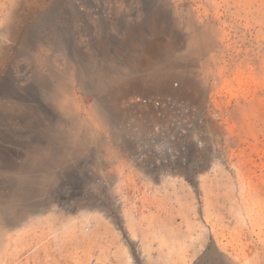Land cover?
<instances>
[{
  "label": "rangeland",
  "instance_id": "1",
  "mask_svg": "<svg viewBox=\"0 0 264 264\" xmlns=\"http://www.w3.org/2000/svg\"><path fill=\"white\" fill-rule=\"evenodd\" d=\"M59 1L60 3H62L61 8L67 9L66 7L67 5H65L64 2L65 0H59ZM198 1L200 5L198 4ZM254 1L255 0L253 1L252 0H235V1L234 0H194V1L171 0V3L168 5L167 0H151V1L134 0L133 2H136V5L131 3L132 6L131 5L126 6L124 3V5L120 8L121 10L118 9L119 11L124 12L125 9L127 8L134 9L135 6H137L138 7L137 10H140L138 12L140 13L141 17L139 15V17L133 19L130 16L128 18H125L120 15L119 16L117 15L116 17L110 15L111 10H110V6L107 5L108 3L107 0L106 1L98 0L97 2L96 0H92L94 6V8L92 7V9L88 8L85 4L77 0L76 8L73 9V13H71L67 9L66 12L67 14L66 16L62 15L61 22L62 23L64 22V24H66L67 22L71 23L72 25L69 24L70 28L74 26L77 29L76 31L77 36H78V32L80 33L79 35L84 34L82 38L86 39V43L91 48L92 51L91 50L89 51H91V53H94V55L90 56L89 58H87L86 56L88 52L86 48L85 50L83 49L84 47L79 49L76 47L73 50L66 52L67 54L61 53L60 51H56L57 53L55 54V51L52 52L51 49H48L47 46L43 45L44 43L42 42L45 39L44 38L45 36H43L41 32L37 34L35 33L37 31L33 28L27 30L26 42L28 41L27 42L28 44L34 46L35 42H38L39 40H40L39 42L42 44L34 48L33 51L38 50L39 54H43V55L45 54L49 56L50 58H52L51 60L54 61L56 65L62 69H65L68 65L72 66L75 64L76 67L78 68V69L76 68L78 75H83L84 71L92 70L93 68L91 63L92 58L93 61H96L98 64L106 65L107 64L106 57H113L116 61H119L121 63L119 64L124 68L122 71L124 72L125 70V73H129L128 74L129 77L137 76L138 74L139 77H142L146 74V71L136 70L134 71L135 72L134 73L131 72L130 69L127 67V65L129 64V59L131 58V61L134 62L135 61L134 56L135 58L140 57L142 51L139 52V49H137V51L134 50L135 52H133L124 44L120 46H115L114 44H112V42L126 43L128 38L127 32L130 29H133L132 32L133 35H135L134 37L136 39L153 42L154 46L152 47V49L157 51L159 50V52H163L160 53L163 59V63L160 66V72H159L160 74L165 73V71L166 72L172 71L176 69V67L178 66L177 67L178 69L179 68H182L183 70L185 69V71L188 72V74H190L191 77L188 76L186 78L188 81H186V79H181V77L176 76L173 79H171L173 82L169 80L167 81V84L163 85L162 87H155V85L151 83L143 84V86L138 91L140 96V101L142 103L143 100L149 101V100H153V98L161 99L162 101L158 102L159 104H153V103L141 104L142 109L140 110L142 112L140 110L136 111L138 109L136 110L131 109V113L129 114L127 113V116L124 118V120H122L121 123H119L117 116L118 114L117 115L114 114L113 116V114L110 113L108 120L111 121L109 124L111 127L114 126V128L117 130L120 137L119 143L121 141L123 142L120 143L122 146H124L123 148L126 147L129 148L131 152H134L135 155L139 153L138 150H141L143 152L145 151V155L141 159L140 164H137L136 166H129L127 164V162L129 161L128 159L120 158L119 161L114 160L113 156L110 154L111 157L109 159V162H107L108 163L107 170H105V173H103V169L99 167L100 162L98 161L97 159L98 157L96 156V151L99 149L98 143L92 142L88 144L86 149L82 151L74 150L75 149L74 145L77 143H75L72 140L75 138L77 132H84L87 129V127L85 125H78L75 127L71 126L69 121L72 119L70 117L71 114H67L63 109H61L59 105H58V109L56 108L57 103L55 102L53 96L51 95L52 86L51 83L48 81V79L44 78L45 80L38 81L37 78L33 77L32 69H31L32 68L31 61L28 58H24V56L22 57L21 55L18 54L16 55L17 57L13 58L11 61H8L7 63L8 67L10 69L12 68L11 71H13L12 74L18 77V80L21 83H23V79L25 80V82H27L28 80L29 86L27 87L28 88L27 94L21 97V100L19 101L20 103L18 102V104H15L16 108L15 105L11 106L10 103H3V105L5 106H2V108H0L1 111L0 123L2 125L1 127L2 130L0 132V142L1 145H5V146L10 145L9 147H11V149L13 148L11 152L10 151L6 152L3 151L2 148L0 147V159H1L0 163L1 165H8V166L14 165L20 167L23 172V173L21 172L22 174L20 175L12 172H11L12 174L7 173L6 175H0V179H1L0 180V227L3 226V224L6 225L7 223H9V225L5 227L6 229H8L7 231L11 232L10 234L13 235L12 237H9L11 235L7 233L4 236H0V262H2L3 264H73L74 257L80 258L83 256V252H82L84 248L83 245L76 247L73 242L70 241L63 242L59 238L57 239V237H54L52 234H48L47 228L41 227L39 225L33 227L32 230L28 231L26 240H24V238H23L24 241L23 240L17 241L16 239H14L15 237L14 235H16V232H18V229L20 228L21 221H24L27 218H29V216H33L34 214H36L38 209L41 210L44 207L48 208V207H52L51 205H53V207L64 208L63 210L62 208L60 209L61 211L60 215H62L61 217L64 216L66 217L68 215L77 216L80 211L82 210L90 211V209H91L90 212L98 211L99 213H101V216L104 219L103 221H105V223H107L110 226V228H113L115 231L119 233V235L117 234V239H115V241L116 243L119 244L121 243L125 248L127 247L130 255V262L132 264H181V261L175 257L176 253L173 257L165 253L164 247L167 244L166 242L167 239H165L164 241V239H162L159 236V234H157L155 237L151 236L149 238L148 242L150 243L151 248L149 253L150 259L147 260V262L146 260H144L145 257H143L142 254H137L135 248L133 247L134 245H129L126 240V236H125L126 227H125L122 207H126V208L131 207L132 208L131 213L133 214V217L136 219H138L140 215L146 211L145 209L146 207L147 208L151 207L152 209H154L152 202H150L152 197V192L156 187L154 183L163 180L165 181L169 174H175V178H174L175 185L179 186L180 183L186 182L190 185V186L188 185V188L192 191V189L195 188L193 185L194 180L197 179V176L200 173H202L201 175L205 177L204 179L205 181H208V179L210 180L212 177L215 176L213 175L215 173L211 169V163H212L211 158L219 160L220 163H224L226 161L223 160V154H224L227 155L226 157H228L227 159L229 160L226 161L228 162L227 164H229V166L233 168L232 169L233 172L231 171L233 175L227 172V176H228L227 180L225 178H222V186L224 187L226 182H232L235 185L240 183L245 184L246 186L245 190L247 192L246 198L248 197L247 202L249 203V207L253 208L250 209L252 214L250 217L252 219H246L247 225L245 223H239V224L235 223V221L232 220L233 217L231 213L226 207L227 203L224 202V200H221L219 203L220 210L218 213L221 214V217H223V219L221 221V224L220 221L217 222L216 219L215 220L213 219L214 220L213 223H215L214 225L215 233H213V235L210 236L209 242H211L213 237L217 235L218 241H220V243L222 244L226 243L227 247L225 248H228L227 251L229 253L232 252L231 253L232 255L237 256L239 262H242V260L245 261L246 258L248 257V260L250 262L252 260L251 264H255V263L264 264V254L260 252L262 251L260 248L261 245L259 244L257 239L258 236L259 237L262 236V238H264L263 237L264 234H262L264 233L263 232L264 231V227H263L264 226V193H263L264 180H262V178L264 179L263 177L264 176L263 175L264 174V163H263L264 162V126H263L264 125V66H263L264 65V48H263L264 28L262 29V32L258 33L257 31L258 25L257 23L255 24L253 21L254 20L253 17H257V15L253 14L252 16L251 14H249L250 3L252 4V2ZM176 2H178L177 7H175L174 5L176 4ZM98 3H101L102 5ZM148 4L150 5L147 6ZM159 4H161V6ZM195 4L196 6H194ZM98 5H100L101 7H99ZM165 5L167 8L165 7L164 9ZM188 5L189 7H187ZM253 8L254 7H252V10ZM94 9H96L95 12ZM189 9L191 10L189 11ZM156 10H158L159 12ZM170 11L173 13H171ZM149 12H154V13H152L153 15L150 16L148 15L150 14ZM205 12L207 13V15ZM234 12L235 14H233ZM181 18H183V20ZM188 18H193L195 26L198 28V30L206 34L207 37H209L210 51H207L205 53V56H199V57L197 56L192 59L182 60L175 57L173 53L167 52L169 54L168 55L165 52V50H163V48L161 47H163L162 42H165L166 40L173 39L176 42L181 43L186 39V36H188L190 33L187 26ZM242 19L245 21H243ZM82 28H83V32H82ZM70 32L71 31L68 28V26L64 25L61 29V36H60L61 40L65 41L70 39L71 37L69 36L71 35ZM38 35H40L41 37ZM78 42L80 41L78 40L77 44ZM95 43H97L98 45ZM74 51L75 54L73 53ZM89 62L91 65V69ZM9 63L11 64L9 65ZM12 64H14V66ZM80 64H83V66H81ZM20 72L21 73L23 72L24 74H21ZM183 80L185 81L183 82ZM38 82H40V84ZM176 83L178 84V86ZM195 83L198 86H196ZM250 83H252V85ZM88 84L89 82H81L78 83V86L77 85L75 86L77 106L79 107V111H77V116L73 115L72 117L75 118L77 117V119H81L84 116L89 115L93 106H95L96 104V98H97L96 95L100 93L99 91L96 90V86L94 84L91 83L89 85ZM108 85H113V83L110 82ZM258 85H260L261 87ZM256 87L258 89H256ZM197 88L198 89L201 88L199 90H202V95H204L201 96L202 99L199 98L197 95L198 92ZM63 89L64 86L63 87L61 86L62 94L64 93ZM100 96L102 97V93ZM1 97L2 95L0 94V98ZM196 98L198 101L196 100ZM166 99H170L169 103H167L168 102L167 101L161 105L163 100ZM60 100L64 101L65 98L61 97ZM171 101L173 104L170 105ZM234 102H236L237 104ZM240 105H242V107ZM225 108L227 110H225ZM122 109H126V106L125 107L123 106ZM245 110L247 112L246 115L244 112ZM225 111L226 112L229 111V114L230 112H232L235 115L228 117L227 123L226 121L223 120V118L225 119V117H227ZM150 112L155 113L156 119L154 121H151L148 118ZM24 115L27 117H25ZM136 117H139V120L141 121L142 129L139 127V123L138 125L136 124L135 122ZM233 121L235 122L237 121V122L234 123ZM170 123L173 126L170 125ZM94 124L100 130L99 124L97 122H95ZM129 125L131 128L128 127ZM127 127L129 129H127ZM253 131L255 132L253 133ZM158 135L161 136L159 137ZM182 135L184 136L182 137ZM152 141H154V143ZM196 142L197 144L195 145ZM244 143H246L245 145H247L248 143L249 144L245 146ZM156 145L157 146L160 145L161 147L163 145H166L170 147L172 151L176 150L178 155L181 153L178 157L179 159L177 158L174 160H170L168 157H166V155H163L159 151ZM38 146L42 147L41 159L38 160L37 164L29 162V160L27 159V154L29 153V151H31V148L33 150L34 147H38ZM230 150L232 151V153H230L231 152ZM124 159H126V161ZM12 160H14L15 162H13ZM181 163H186V165L183 166V164ZM222 165L224 167L225 163ZM117 168L120 169L119 170L121 171L120 174H117L119 173ZM254 168H256L257 170ZM133 170L138 174L134 173ZM253 170L254 172H252ZM101 173L104 175L106 174L109 178L113 177L114 175H118L120 179L119 183H117L118 185H116V187L114 188V185L110 184L109 178L102 177L100 175ZM125 175L126 176L129 175L130 177H133V179L129 177L128 179ZM147 175L151 178L149 182H147L148 181ZM190 175L192 178L190 177ZM256 176H258L259 178L258 177L256 178ZM20 178L23 179V182H21L22 180H20ZM127 179L129 181H127ZM18 182L19 184L24 183L25 185H28V187L30 188L25 206L24 205L23 206L13 205V207L6 205L4 206V203L5 204L8 203L7 199L15 196L18 193L17 190L19 186V184H17ZM257 182L258 184H256ZM260 182H262V184H260ZM147 185L149 186V188ZM3 186H5V188ZM222 186L220 185L219 188H223ZM250 192H252V194ZM145 195L147 196V199L149 201L145 203L147 206L141 207L142 208L141 209L140 206H142V204L144 205L142 201L145 199L144 198L146 197ZM4 196L6 197V199ZM161 200L163 201L161 202L165 205L164 208L162 209L163 211H161V214L162 217L164 218V221L168 222V219L164 217V215L166 214V212L164 211L165 209L170 210L169 208L170 206L165 198H162ZM115 204L118 205V207H115ZM1 206H3V208ZM30 207L32 209L34 208V210H32ZM4 211L7 212L5 213ZM62 212L64 214H62ZM188 215L189 217H191L190 214ZM11 217L13 218L11 219ZM259 217L260 219H262V221L261 220L259 221ZM9 218L11 219V221ZM176 219L177 218L173 220ZM18 220L20 223H17ZM55 222L58 223L59 220ZM57 223L55 224L58 225L59 223L58 224ZM137 225L141 226L140 222L137 223ZM251 226L254 227L253 228L254 232L253 231H252L253 233L251 232L252 235L249 234ZM255 228L258 230V232H256L257 230ZM260 231H262V233ZM259 233H261L262 235ZM3 237H6L7 239ZM244 240L246 241L244 242ZM251 240L254 241L252 242ZM25 241L27 242L24 243ZM227 242H229L230 244L228 245ZM247 242L255 244L258 248L255 245H252L250 243L248 244ZM103 243H105V239ZM252 247L254 249V252ZM96 248L97 247H94L92 251L93 256H97L96 254H98ZM250 248L252 249V251ZM187 250H188L187 264H213L214 262H216L214 254L211 253L210 251L208 253H205V255L199 254L197 257L192 254V250L190 248H187ZM6 251L11 255L7 256L8 254L6 253ZM74 252L77 253L75 254ZM1 256L3 257L4 260L2 259ZM93 256L89 258L86 264H91V260L95 259ZM259 257H261V259ZM109 260L110 263H115L116 261L112 256L109 257Z\"/></svg>",
  "mask_w": 264,
  "mask_h": 264
},
{
  "label": "bare ground",
  "instance_id": "2",
  "mask_svg": "<svg viewBox=\"0 0 264 264\" xmlns=\"http://www.w3.org/2000/svg\"><path fill=\"white\" fill-rule=\"evenodd\" d=\"M76 1L77 0H65V5H67V9L73 13V9L76 8ZM81 3L85 4L88 8L93 6L92 0H78ZM98 0H96L97 2ZM106 1V0H105ZM134 0H107V5L110 6V15H113L116 17L117 15L128 18L129 16L135 19L136 17H139L140 13L137 10L138 7L135 6L134 9H125L124 12L119 11L124 3L126 6H130L131 3L136 5V2H133ZM151 1V0H150ZM168 5L171 3V0H167ZM180 1V0H179ZM183 1V0H182ZM192 1V0H191ZM194 1V0H193ZM235 1V0H234ZM253 1V0H252ZM158 2V1H157ZM202 2V1H201ZM208 2V1H207ZM255 2V3H254ZM250 3L249 8V14L253 16V14L257 15V17L254 18V23L258 25V33L262 32V29L264 28V0H255ZM150 3V2H149ZM174 3V2H173ZM216 3V2H215ZM218 3V2H217ZM97 4V3H96ZM101 4V3H98ZM197 4V3H196ZM196 4L194 6H196ZM199 4V1H198ZM204 4V3H203ZM214 4V3H213ZM62 3H60L59 0H0V94L2 95V99L0 98V108H2L3 103H10L11 106L18 104V102L21 100L22 96H25L27 94V87L29 86V81L25 82L23 79V83L19 82L18 77L14 76L12 74L13 71L12 68L10 69L8 67V61H11L13 58L17 57L16 55H21L24 58H28L31 61L32 64V76L37 78L38 81H42L45 79H48V81L51 83L52 88V96L57 103L56 108L58 109V105L63 109L67 114H71V120L70 125L71 126H78V125H85L87 129L84 132H77L75 135V138L72 140L74 141V150L76 151H82L86 149L88 144L92 142L98 143L99 149L96 151V156L98 157V161L100 162L99 167L103 169V173H105V170H107V166L110 159V154L113 156L114 160H120V158H126L129 161L127 164L129 166H136L137 164H140L141 159L145 155V151L138 150V154H134V152H131L129 148H123L119 143V134L117 130L110 126V121L108 120L110 113L117 115L119 123L124 120V118L127 116V113H131V109H138L136 111H139L142 109L141 104L144 103H150V104H159L158 102H161V99H155L153 100H143V103L140 101V96L138 91L143 86V84L151 83L154 84L155 87H162L163 85L167 84V81L173 79L174 77L178 76L181 77V79H186L188 76L191 77L188 72L183 70L182 68H177L172 71H165V73L160 74V66L163 63V59L159 50H154L152 47L154 46L153 42L146 41V40H139L136 39L133 35V29H130L127 32V41L126 43H119V42H112L115 46H120L124 44L127 46L130 50L133 52L137 51L139 49V52L142 51L141 56L138 58H135L134 56V62L131 61V58L129 59V64L127 67L130 69L131 72H134L136 70L139 71H146V74L142 77H139V74L137 76H128L129 73H125L122 71L124 68L120 65L121 63L119 61H116L113 57H106V65L98 64L96 61H93V58L91 60L92 63V70L91 71H84L83 75H78L77 73V67L76 65H68L65 69L60 68L56 65L54 61H52L49 56L39 54L38 50H34V48L38 47L39 45H42L39 41L35 42L37 40L33 41L35 42L34 46L30 45L26 42V32L30 28L35 29L37 34L40 32L45 36L42 43L43 45L47 46L48 49H51L52 52L60 51L61 53L69 52L70 50H73L74 48H85L87 49V58L90 56H93L94 53H91V48L86 43V39H83V35H76L77 29L72 26L70 28L71 23L67 22L64 24V22H61V17L66 16L67 9H62L61 6ZM80 5V4H79ZM102 5V4H101ZM148 4L147 6H149ZM153 5V4H152ZM161 6V4H159ZM163 5V4H162ZM175 7H177L178 2L174 4ZM173 5V6H174ZM192 5V4H191ZM200 5V4H199ZM202 5V4H201ZM207 5V4H206ZM249 5V3H248ZM252 5V6H251ZM97 6V5H95ZM101 7L100 5H98ZM132 6V5H131ZM180 6V5H179ZM212 6V5H211ZM243 6V5H242ZM245 6V5H244ZM166 5L164 6L165 9ZM174 7V8H175ZM189 7V5L187 6ZM193 7V6H192ZM191 7V8H192ZM204 7V6H203ZM227 7V5H226ZM252 7L253 10H252ZM81 8V7H80ZM148 8V7H147ZM163 8V6H162ZM167 8V7H166ZM234 8V7H233ZM151 9V7H150ZM181 9V7H180ZM197 9V8H196ZM202 9V8H201ZM207 9V8H206ZM219 9V8H218ZM217 9V10H218ZM237 9V8H236ZM241 9V8H240ZM87 10V9H85ZM96 9H94L95 12ZM108 10V8H107ZM121 10V9H120ZM173 10V9H172ZM186 10V9H184ZM191 9H189L190 11ZM215 10V9H214ZM231 10V9H230ZM238 10V9H237ZM80 11V10H79ZM144 11V10H143ZM142 11V13H143ZM147 11V10H145ZM152 11V10H151ZM158 11V10H156ZM182 11V10H181ZM208 11V10H207ZM234 11V10H233ZM87 12V11H86ZM102 12V11H101ZM159 12V11H158ZM171 12V11H170ZM178 12V11H177ZM176 12V13H177ZM180 12V11H179ZM184 12V11H183ZM192 12V11H191ZM224 12V11H223ZM230 12V11H229ZM246 12V9H245ZM150 16H152L154 12H149ZM173 13V12H171ZM188 13V12H187ZM186 13V14H187ZM206 13V12H205ZM238 13V12H237ZM236 13V14H237ZM69 14V13H68ZM97 14V13H96ZM160 14V13H159ZM202 14V12H201ZM226 14V12H225ZM235 14V12L233 13ZM248 14V13H247ZM98 15V14H97ZM105 15V14H104ZM103 15V16H104ZM167 15V14H166ZM169 15V14H168ZM176 15V14H175ZM179 15V14H178ZM182 15V14H180ZM204 15V14H203ZM207 15V13H206ZM239 15V14H238ZM237 15V17H238ZM245 15V14H244ZM78 16V15H77ZM91 16V15H90ZM146 16V15H145ZM219 16V15H218ZM80 17V16H79ZM84 17V16H83ZM141 17V15H140ZM204 17V16H203ZM210 17V16H208ZM231 17V15H230ZM249 17V16H248ZM78 18V17H77ZM108 18V17H106ZM149 18V17H148ZM158 18V17H157ZM177 18V17H176ZM180 18V17H179ZM178 18V19H179ZM187 18V15H186ZM185 18V19H186ZM226 18V17H225ZM242 18V17H241ZM250 18V17H249ZM76 19V17H75ZM100 19V18H99ZM163 19V18H162ZM183 20V18H181ZM240 19V18H239ZM101 20V19H100ZM116 20V19H115ZM203 20V19H202ZM210 20V19H208ZM227 20V19H226ZM243 20V19H242ZM89 21V20H88ZM94 21V20H93ZM126 21V20H124ZM160 21V20H159ZM177 21V20H176ZM185 21V20H184ZM218 21V20H217ZM228 21V20H227ZM236 21V20H235ZM245 21V20H243ZM74 22V21H73ZM147 22V21H146ZM196 22V21H195ZM209 22V21H208ZM229 22V21H228ZM240 22V20H239ZM249 22V21H248ZM127 23V22H126ZM160 23V22H159ZM176 23V22H175ZM92 24V23H91ZM200 24V22H199ZM204 24V23H203ZM231 24V23H230ZM64 25H67L70 29L69 36L70 39L68 40H61V29ZM72 25V24H71ZM132 25V24H131ZM149 25V24H148ZM153 25V24H152ZM150 25V26H152ZM184 25V23H183ZM205 25V24H204ZM207 25V24H206ZM229 25V24H228ZM250 25V24H249ZM154 26V25H153ZM179 26V25H177ZM187 26L189 30V35L186 36V39L179 43L175 40H166L165 42H162V46H159L165 50L167 53H173L175 57L178 59H192L199 56H205V53L207 51H210V40L209 37L206 36L203 32L199 31L198 28L195 26V23L193 21V18H188L187 20ZM209 26V25H208ZM207 26V27H208ZM211 26V25H210ZM236 26V24H235ZM184 27V26H183ZM253 27V24H252ZM137 28V27H136ZM246 28V27H245ZM154 29V28H153ZM228 29V28H227ZM232 29V28H231ZM248 29V27H247ZM34 30V31H35ZM81 30V29H80ZM137 30V29H136ZM155 30V29H154ZM187 30V31H188ZM207 30V29H206ZM235 30V29H234ZM240 30V29H239ZM244 30V29H243ZM250 30V29H249ZM255 30V29H254ZM33 31V32H34ZM127 31V30H126ZM152 31V30H151ZM251 31V30H250ZM256 31V30H255ZM83 32V28H82ZM145 32V31H144ZM159 32V31H158ZM216 32V31H215ZM218 32V31H217ZM230 32V31H229ZM233 32V31H232ZM249 32V31H248ZM236 33V32H235ZM239 33V32H238ZM254 33V32H253ZM30 34V33H29ZM68 34V33H67ZM74 34V35H73ZM186 34V33H185ZM212 34V33H211ZM225 34V33H224ZM223 34V35H224ZM36 35V34H35ZM63 35V34H62ZM170 35V34H169ZM209 35V34H208ZM244 35V34H243ZM261 35V34H260ZM264 35V34H263ZM67 36V35H66ZM65 36V37H66ZM162 36V35H161ZM29 37V36H28ZM41 37V36H40ZM122 37V36H121ZM264 37V36H263ZM43 38V37H42ZM93 38V37H92ZM138 38V37H137ZM185 38V36H184ZM31 39V38H30ZM65 39V38H64ZM160 39V38H159ZM218 39V38H217ZM221 39V38H220ZM263 39V38H262ZM261 39V40H262ZM78 42L77 44V41ZM90 40V39H89ZM124 40V39H123ZM165 40V39H164ZM259 40V39H258ZM99 41V40H98ZM117 41V40H116ZM119 41V40H118ZM220 41V40H219ZM91 42V41H90ZM95 42V41H94ZM93 42V43H94ZM97 42V41H96ZM107 43V42H106ZM264 43V42H263ZM97 44V43H95ZM103 44V43H102ZM261 44V43H260ZM98 45V44H97ZM108 45V44H107ZM224 45V44H223ZM93 46V45H92ZM157 47V46H156ZM260 47V45H259ZM43 48V47H42ZM108 48V47H107ZM226 48V47H225ZM264 48V47H263ZM38 49V48H37ZM156 49V48H155ZM258 49V48H257ZM44 50V49H43ZM91 50V51H89ZM135 50V51H134ZM161 50V49H160ZM162 51V50H161ZM247 51V50H246ZM51 52V51H50ZM104 52V50H103ZM213 52V51H212ZM249 52V51H248ZM252 52V51H251ZM262 52V50H261ZM75 54V51L73 52ZM82 53V52H81ZM129 53V52H128ZM167 53V54H168ZM216 53V52H215ZM230 53V52H229ZM235 53V52H234ZM242 53V52H241ZM240 53V54H241ZM67 54V53H66ZM72 54V53H70ZM232 54V53H231ZM250 54V53H249ZM253 54V53H252ZM251 54V55H252ZM53 55V54H52ZM169 55V54H168ZM213 55V54H212ZM234 55V54H233ZM58 56V55H57ZM107 56V55H106ZM127 56V55H126ZM227 56V55H226ZM231 56V55H230ZM64 57V56H63ZM72 57V55H71ZM74 57V56H73ZM76 57V56H75ZM103 57V56H102ZM121 57V54H120ZM129 57V56H128ZM166 57V56H165ZM239 58V57H238ZM76 59V58H75ZM80 59V57H79ZM95 59V58H94ZM123 59V58H122ZM246 59V58H245ZM253 59V58H252ZM20 60V59H19ZM59 60V59H58ZM64 60V59H62ZM83 60V59H82ZM224 60V59H223ZM250 60V59H249ZM24 61V60H23ZM72 61V59H71ZM79 61V60H78ZM104 61V60H103ZM165 61V59H164ZM18 62V61H17ZM16 62V63H17ZM28 62V61H27ZM242 62V61H241ZM253 62V61H252ZM19 63V62H18ZM17 63V64H18ZM88 63V62H87ZM120 63V64H119ZM11 63H9L10 65ZM15 64V63H14ZM14 64H12L14 66ZM25 64V63H24ZM63 64V63H62ZM126 64V63H125ZM19 65V64H18ZM83 66V64H80ZM90 65V62H89ZM25 66V65H24ZM29 66V65H28ZM79 66V65H78ZM124 66V65H123ZM264 66V65H263ZM17 67V66H16ZM27 67V66H26ZM30 67V66H29ZM85 67V66H84ZM77 68V69H76ZM88 68V67H87ZM15 69V68H14ZM18 69V68H16ZM82 69V68H81ZM91 69V65H90ZM24 70V68H23ZM26 70V69H25ZM17 71V70H16ZM19 71V70H18ZM29 72V71H28ZM27 72V73H28ZM31 72V71H30ZM18 73V72H16ZM21 73V72H20ZM135 73V72H134ZM21 74H24L23 72ZM80 74V73H79ZM137 74V73H136ZM132 75V74H131ZM20 77V76H19ZM25 77V76H24ZM189 77V78H190ZM45 78V79H44ZM85 78V79H84ZM20 79V78H19ZM30 79V78H29ZM192 79V78H191ZM193 80V79H192ZM191 80V81H192ZM172 81V80H171ZM179 81V80H178ZM185 80H183L184 82ZM186 81H188L186 79ZM190 81V82H191ZM81 82H89V84H94L96 86V90L100 93L97 94L96 98V104L93 106L91 112L88 116H84L81 119H77V117H72L73 115L77 116V111H79V107L77 106V97L75 93V86H78V83ZM110 82L113 83V85H108ZM173 82V81H172ZM182 82V83H183ZM40 84V82H38ZM42 83V82H41ZM47 83V82H46ZM179 83V82H178ZM33 84V82H32ZM37 84V83H36ZM88 84V85H89ZM177 84V83H176ZM181 84V83H180ZM186 84V83H185ZM196 84V83H195ZM252 85V83H250ZM31 85V84H30ZM85 85V84H84ZM184 85V84H183ZM61 86H64V93H61ZM178 86V84H177ZM188 86V85H187ZM195 86V85H193ZM196 86H198L196 84ZM260 86V85H258ZM45 87V86H44ZM201 87V85H200ZM204 87V86H203ZM202 87V88H203ZM261 87V86H260ZM50 88V89H51ZM90 88V87H89ZM189 88V87H188ZM187 88V89H188ZM255 88V87H254ZM186 89V90H187ZM198 89V88H197ZM201 89V88H199ZM197 92V95L199 98H201L202 90H199ZM251 89V88H250ZM256 89H258L256 87ZM155 90V89H154ZM252 90V89H251ZM50 91V90H49ZM91 91V90H90ZM89 91V92H90ZM245 91V90H244ZM191 92V91H190ZM50 93V92H48ZM91 93V92H90ZM93 93V92H92ZM96 93V92H95ZM102 93V97L100 96ZM42 94V92H41ZM205 94V93H204ZM244 94V93H243ZM251 94V93H250ZM196 95V96H197ZM249 95V94H248ZM83 96V95H82ZM81 96V97H82ZM99 96V97H98ZM234 96V95H233ZM242 96V95H241ZM41 97V96H40ZM50 97V95H49ZM61 97H64L65 100H60ZM80 97V96H79ZM101 97V98H100ZM83 98V97H82ZM94 98V96H93ZM232 98V97H231ZM244 98V97H243ZM242 98V99H243ZM32 99V98H31ZM85 99V98H84ZM194 99V98H193ZM202 99V98H201ZM247 99V98H246ZM40 100V99H39ZM51 100V99H50ZM95 100V99H94ZM159 100V101H158ZM197 100V98H196ZM63 101V102H62ZM168 101V102H167ZM170 99L163 100L161 105L164 102L169 103ZM198 101V100H197ZM23 102V101H22ZM79 102V101H78ZM243 102V101H242ZM241 102V103H242ZM20 103V102H19ZM24 103V102H23ZM30 103V102H29ZM28 103V104H29ZM33 103V102H32ZM236 103V102H234ZM240 103V102H239ZM262 103V101H261ZM173 104L172 101L170 102V105ZM199 104V103H198ZM237 104V103H236ZM8 105V104H7ZM54 105V104H53ZM84 106V104H83ZM123 106H126V109H122ZM178 106V105H177ZM235 106V105H234ZM242 107V105H240ZM9 107V106H8ZM7 107V108H8ZM27 107V106H26ZM129 107V109H128ZM16 108V105H15ZM33 108V107H32ZM81 108V107H80ZM84 108V107H83ZM107 108V109H106ZM227 108V107H226ZM225 108V110H227ZM239 108V107H238ZM85 109V108H84ZM224 109V108H223ZM241 109V108H240ZM247 109V108H245ZM14 110V108H13ZM16 110V109H15ZM250 110V109H249ZM10 111V110H9ZM58 111V110H57ZM62 111V110H61ZM141 111V110H140ZM145 111V110H144ZM21 112V110H20ZM25 112V111H24ZM142 112V111H141ZM169 112V111H168ZM237 112V110H236ZM240 112V110H239ZM246 115V110L244 111ZM1 113V111H0ZM12 113V112H11ZM10 113V114H11ZM135 113V112H134ZM165 113V112H164ZM220 113V112H219ZM27 114V113H26ZM225 114L227 117L224 121H228V117L235 116L234 113L229 111H225ZM1 115V114H0ZM13 115V114H12ZM53 115V114H52ZM171 115V114H170ZM203 115V114H202ZM213 115V114H212ZM211 115V116H212ZM218 115V114H217ZM225 115V116H226ZM25 116V115H24ZM214 116V115H213ZM221 116V115H220ZM224 116V115H223ZM238 116V115H237ZM240 116V115H239ZM243 116V114H242ZM241 116V117H242ZM13 117V116H12ZM17 117V116H16ZM27 117V116H25ZM81 117V116H80ZM9 118V117H8ZM113 118V117H112ZM115 118V117H114ZM148 118L151 121H154L156 119L155 113L150 112L148 115ZM218 118V117H217ZM247 118V116H246ZM11 119V118H10ZM13 119V118H12ZM16 119V118H15ZM28 119V118H26ZM68 119V118H67ZM243 119V118H242ZM115 120V119H114ZM116 120V121H118ZM245 120V119H244ZM243 120V121H244ZM27 121V120H26ZM68 121V122H69ZM222 121V120H221ZM2 122V121H1ZM7 122V120H6ZM11 122V121H10ZM67 122V123H68ZM95 122H97L100 126V130L98 127L95 126ZM136 124L142 129L141 121L139 120V117H136L135 120ZM205 122V120H204ZM210 122V120H209ZM236 123L235 121H233ZM245 122V121H244ZM5 123V122H4ZM14 123V122H13ZM112 123V122H111ZM167 123V122H166ZM172 123V122H171ZM170 123V125H172ZM57 124V123H56ZM183 124V123H182ZM207 124V123H206ZM23 125V124H22ZM162 125V124H161ZM164 125V124H163ZM181 125V124H180ZM208 125V124H207ZM9 126V125H8ZM168 126V125H167ZM173 126V125H172ZM264 126V125H263ZM2 125L0 123V132L2 130ZM19 127V126H18ZM119 127V126H118ZM125 127V126H124ZM123 127V128H124ZM130 127V125L128 126ZM127 127V129H129ZM169 127V126H168ZM177 127V126H176ZM175 127V128H176ZM212 127V126H211ZM131 128V127H130ZM166 128V127H164ZM168 129V128H167ZM172 129V128H171ZM181 129V128H180ZM11 130V129H10ZM170 130V129H169ZM174 130V129H173ZM177 130V129H176ZM213 130V129H212ZM160 131V130H158ZM214 131V130H213ZM257 131V130H256ZM255 131H253L254 133ZM109 133V134H108ZM131 133V132H130ZM170 133V132H169ZM182 133V132H181ZM11 134V133H10ZM108 134V135H106ZM129 134V133H128ZM156 134V132H155ZM154 134V135H155ZM159 134V133H158ZM184 134V133H183ZM51 135V134H50ZM172 135V134H170ZM10 136V135H9ZM121 136V135H120ZM129 136V135H127ZM157 136V135H156ZM159 137L161 135H158ZM184 135H182L183 137ZM186 137V136H185ZM122 138V137H121ZM154 138V137H153ZM152 138V139H153ZM166 138V137H165ZM168 138V137H167ZM228 138V137H227ZM151 139V138H150ZM169 139V138H168ZM174 139V138H173ZM177 139V138H176ZM182 139V138H181ZM194 139V138H193ZM201 139V138H200ZM262 139V138H261ZM183 140V139H182ZM181 140V141H182ZM241 140V139H240ZM254 140V139H253ZM177 141V140H176ZM188 141V140H187ZM10 142V141H9ZM154 143V141H152ZM151 142V143H152ZM166 142V141H165ZM170 142V141H169ZM184 142V141H183ZM242 142V141H241ZM95 143V144H96ZM123 143V142H122ZM180 143V142H179ZM194 143V142H193ZM199 143V142H198ZM190 144V143H189ZM197 142L195 143V145ZM246 143H244L245 145ZM249 144V143H248ZM247 144V145H248ZM40 145V144H39ZM177 145V144H176ZM181 145V144H180ZM194 145V146H195ZM242 145V144H241ZM245 145V146H247ZM10 146V145H9ZM1 145L3 151L11 152V147ZM157 146V145H156ZM158 145L159 151L166 155L170 160L177 159L179 157V154L175 151H172L170 147L163 145L162 147ZM190 146V145H189ZM90 147V146H89ZM137 147V146H136ZM156 147V148H157ZM196 147V146H195ZM240 147V145H239ZM259 147V146H258ZM145 148V147H144ZM147 148V147H146ZM155 148V147H154ZM179 148V147H178ZM177 148V149H178ZM193 148V147H192ZM197 148V147H196ZM247 148V147H246ZM134 149V148H133ZM142 149V148H141ZM174 149V148H173ZM194 149V148H193ZM243 149V148H242ZM152 150V148H151ZM156 150V149H155ZM219 150V149H217ZM239 150V149H237ZM260 150V149H259ZM222 151V150H221ZM231 151V150H230ZM250 151V150H249ZM94 152V151H93ZM153 152V151H152ZM157 152V151H156ZM180 152V151H178ZM182 152V151H181ZM197 152V151H196ZM216 152V151H215ZM224 152V151H223ZM201 153V152H200ZM232 153V151L230 152ZM214 154V153H213ZM25 155V154H24ZM160 155V154H159ZM158 155V156H159ZM188 155V154H187ZM197 155V154H196ZM229 155V154H228ZM246 155V154H245ZM244 155V156H245ZM253 155V154H252ZM21 156V155H20ZM26 156V155H25ZM42 156V147H34L33 150L31 148V151L27 154V159L29 162L37 164L38 160L41 159ZM156 156V155H155ZM186 156V155H185ZM218 156V155H217ZM227 155L223 154V160L227 161L228 157ZM231 156V155H230ZM6 157V156H5ZM146 157V156H145ZM151 157V156H150ZM160 157V156H159ZM20 158V157H19ZM149 158V157H148ZM233 158V157H232ZM231 158V159H232ZM247 158V157H246ZM262 158V157H261ZM6 159V158H5ZM126 159H124L126 161ZM179 159V158H178ZM212 159L211 163V169L215 173L214 177H212L210 180L205 181V177L201 175L200 173L197 176V179L194 180V187L192 191L188 188V183H180V185H175V174H167L168 177L164 181H160L155 184V188L152 192V197L150 202H152L153 208L146 207L145 204L147 201V193L146 197H142L144 200L142 201L144 205L142 204L141 207H146V211L140 215L138 219L133 217V214L131 213V207L126 208L122 207L123 215H124V222L126 227V240L129 245H134L133 247L136 250L137 254H142L143 257H145L144 260L150 259V248L151 245L148 242L149 238L155 237L157 234L164 239H167V244L165 245V253L173 257L176 253V258L181 261V264H187L188 261V250L187 248H190L192 250V254L197 256L200 254L205 255V253H208L209 251L214 254L215 261L213 264H251V262L248 260V257L246 260L239 262L237 256L232 255V252H228L227 244H222L220 241H218L217 235L213 237L212 241L209 242L210 236L215 233V223L213 221L216 219V221H221L223 217H221V214H219V203L221 200H224V202L227 203L226 207L231 213L235 223H245L246 219H252L250 216L251 210L253 208L249 207V203L247 202V192H246V186L244 183L240 184H233L232 182H226L224 187L222 186V178H225L227 180V172L232 174V167L227 164L228 162H224L225 166L223 167L219 160ZM240 159V158H239ZM244 159V158H243ZM1 160V159H0ZM46 160V159H45ZM112 160V159H111ZM147 160V159H146ZM151 160V159H150ZM236 160V159H235ZM238 160V159H237ZM7 161V160H6ZM15 162L14 160H12ZM11 161V162H12ZM25 161V160H24ZM123 161V160H122ZM149 161V160H148ZM161 161V160H160ZM180 161V160H179ZM189 161V160H188ZM229 161V160H228ZM183 162V161H182ZM22 163V162H21ZM44 163V162H43ZM120 163V162H119ZM154 163V162H153ZM157 163V162H156ZM166 163V162H165ZM171 163V162H170ZM264 163V162H263ZM262 163V164H263ZM17 164V163H16ZM19 164V163H18ZM118 164V163H117ZM116 164V165H117ZM155 164V163H154ZM186 165V163H181ZM261 164V163H260ZM13 165V164H12ZM22 165V164H21ZM20 165V166H21ZM30 165V164H29ZM106 165V167H105ZM121 165V164H119ZM127 165V166H128ZM150 165V164H149ZM161 165V164H159ZM202 165V164H201ZM200 165V166H201ZM25 166V164H24ZM141 166V165H140ZM145 166V165H144ZM148 166V165H147ZM165 166V165H164ZM233 166V165H232ZM259 166V165H258ZM120 167V166H119ZM168 167V166H167ZM26 168V167H25ZM123 168V167H122ZM132 168V167H131ZM138 168V166H137ZM199 168V167H198ZM263 168V167H262ZM99 169V168H96ZM118 169V168H117ZM145 169V168H144ZM178 169V168H177ZM182 169V168H181ZM245 169V168H244ZM256 169V168H254ZM33 170V169H32ZM120 169H118L119 171ZM122 170V169H121ZM157 170V169H156ZM168 170V169H167ZM189 170V169H188ZM203 170V169H202ZM205 170V169H204ZM257 170V169H256ZM259 170V169H258ZM29 171V170H28ZM140 171V170H139ZM163 171V170H162ZM172 171V170H171ZM182 171V170H181ZM184 171V170H183ZM198 171V170H197ZM232 171V172H231ZM235 171V170H234ZM16 173L18 175L22 174V169L17 166H8V165H1L0 163V175H6L7 173ZM22 172V173H21ZM111 172V171H110ZM117 172V171H116ZM134 172V170H133ZM141 172V171H140ZM145 172V171H143ZM167 172V171H166ZM189 172V171H188ZM194 172V171H193ZM254 172V170L252 171ZM260 172V171H259ZM11 173V174H12ZM108 173V172H107ZM121 171H119L120 174ZM136 173V172H134ZM150 173V172H149ZM159 173V172H158ZM162 173V172H161ZM173 173V172H172ZM175 173V172H174ZM197 173V172H196ZM246 173V172H245ZM244 173V174H245ZM28 174V173H27ZM138 174V173H136ZM183 174V173H182ZM188 174V173H187ZM229 174V175H230ZM243 174V175H244ZM252 174V173H251ZM250 174V175H251ZM259 174V173H258ZM15 175V174H14ZM39 175V174H38ZM104 178H109L106 174H100ZM111 175V174H110ZM133 175V174H132ZM143 175V174H141ZM158 175V174H157ZM164 175V174H163ZM194 175V174H193ZM212 175V176H213ZM233 175V174H232ZM248 175V174H247ZM264 175V174H263ZM35 176V175H34ZM33 176V178H34ZM126 176V175H125ZM135 176V175H134ZM139 176V175H138ZM148 176V175H147ZM260 176V175H259ZM2 177V176H1ZM10 177V176H9ZM20 177V176H19ZM127 178H132L129 175L126 176ZM125 177V178H126ZM191 177V175H190ZM232 177V176H231ZM237 177V176H235ZM253 177V176H252ZM258 176H256L257 178ZM264 177V176H263ZM28 178V177H27ZM32 178V177H31ZM39 178V177H38ZM43 178V177H42ZM128 178V179H129ZM148 181L151 179L149 176L147 177ZM192 178V177H191ZM210 178V177H209ZM259 178V177H258ZM5 179V178H4ZM8 179V178H7ZM127 179V181H129ZM131 179V180H132ZM160 179V178H158ZM179 179V178H178ZM181 179V178H180ZM1 180V179H0ZM6 180V179H5ZM23 182V179L20 178ZM110 184L114 185V188L117 183H119V177L118 175H114L113 177L109 178ZM126 180V179H125ZM143 180V179H142ZM153 180V179H152ZM183 180V179H182ZM247 180V179H246ZM261 180V179H259ZM262 180H264L262 178ZM179 181V180H178ZM29 182V181H28ZM94 182V181H93ZM153 182V181H152ZM183 182V181H182ZM250 182V181H249ZM253 182V181H252ZM143 183V182H142ZM19 184V182L17 183ZM31 184V183H30ZM123 184V183H122ZM135 184V183H134ZM138 184V183H137ZM258 184V182L256 183ZM262 184V182H260ZM5 185V184H4ZM32 185V184H31ZM132 185V184H130ZM192 185V184H191ZM222 186L223 188H219V186ZM6 186V185H5ZM5 186H3L5 188ZM9 186V185H8ZM111 186V185H109ZM139 186V185H138ZM142 186V185H141ZM148 186V185H147ZM145 186V187H147ZM190 186V185H189ZM11 187V186H10ZM249 187V186H248ZM257 187V186H256ZM255 187V188H256ZM262 187V186H261ZM135 188V187H133ZM149 188V186H148ZM250 188V187H249ZM253 188V187H252ZM11 189V188H10ZM40 189V188H39ZM223 189V190H222ZM251 189V188H250ZM263 189V188H262ZM18 193L15 196L7 199L8 203L4 206H12L13 205H20L25 206L26 199L28 197L30 188L28 185H25L24 183L19 184ZM185 190V191H184ZM249 190V189H248ZM247 190V191H248ZM257 190V189H256ZM15 191V190H14ZM36 191V190H34ZM179 191V192H178ZM182 191V192H180ZM8 192V191H7ZM144 192V191H143ZM254 192V191H253ZM263 192V191H261ZM6 193V192H5ZM39 193V192H38ZM252 194V192H250ZM264 193V192H263ZM151 194V193H150ZM258 194V193H257ZM33 195V194H32ZM35 195V193H34ZM37 195V194H36ZM260 195V193H259ZM8 196V195H7ZM262 196V195H261ZM5 197V196H4ZM252 197V195H251ZM255 197V196H254ZM162 198H165L167 200V203L169 204L170 210H166V214L164 215L165 218L168 219V222L164 221V218L162 217L161 211L164 208ZM257 198V197H256ZM262 198V197H261ZM6 199V197H5ZM111 200V199H110ZM116 200V199H114ZM121 200V199H120ZM4 201V200H3ZM2 201V202H3ZM30 201V199H29ZM162 201V202H161ZM110 202V201H109ZM115 202V201H114ZM46 204V203H45ZM117 204V202H116ZM115 204V207H118V205ZM28 205V204H27ZM149 205V204H148ZM19 206V207H20ZM33 206V205H32ZM38 206V204H37ZM49 206V205H48ZM43 208L41 210H37V213L33 216H29L24 221H21L20 228L18 229V232H16V235H14V239L17 241L19 240H26V236L28 234V231L32 230L33 227L39 225L41 227L47 228V233L52 234L54 237L59 238L61 241H70L75 244V246L79 247L80 245H83L84 248L82 250L83 256L80 258L73 259V264H86L90 257L93 256V249L96 248V251H98L97 256H93L95 259L91 260L94 261L95 264H132L130 262V255L128 252L127 247L125 248L121 243H116L115 239H117V234L119 233L115 231L113 228H110V226L103 221L104 219L101 216V213L98 211L96 212H90L88 210H82L79 212L77 216H64L61 217L60 215L62 208L53 207ZM111 206V205H110ZM121 206V205H120ZM133 206V205H132ZM151 206V205H150ZM3 208V206H1ZM59 207V206H58ZM129 207V206H127ZM21 208V207H20ZM27 208V207H25ZM22 208V209H25ZM31 208V207H30ZM29 208V209H30ZM37 208V207H36ZM51 208V209H49ZM95 208V207H94ZM168 208V209H169ZM11 209V208H10ZM16 209V208H15ZM32 209V208H31ZM64 208H62L63 210ZM81 209V208H80ZM121 209V208H120ZM142 209V208H141ZM34 210V208L32 209ZM119 210V209H118ZM18 211V209H17ZM25 211V210H24ZM22 211V212H24ZM31 211V210H30ZM254 211V210H253ZM5 213L7 211H4ZM9 212V211H8ZM14 212V211H13ZM10 213V212H9ZM18 213V212H16ZM175 213V214H174ZM3 214V212H2ZM30 214V213H27ZM62 214H64L62 212ZM191 217H189V215ZM8 215V214H7ZM11 215V214H10ZM13 215V214H12ZM176 215V217H175ZM14 216V215H13ZM26 216V215H25ZM230 216V215H229ZM15 217V216H14ZM13 217H11L12 219ZM21 218V217H20ZM177 218L176 220H173ZM229 218V217H228ZM8 219V218H7ZM10 219V218H9ZM10 219V221H11ZM193 219V220H192ZM214 219V220H213ZM255 219V217H254ZM16 220V219H15ZM59 220V224L55 221ZM231 220V219H230ZM262 221L259 217V221ZM14 221V220H13ZM215 221V222H216ZM232 221V222H234ZM249 221V220H248ZM141 224L137 225V223ZM231 222V223H232ZM251 222V221H250ZM253 222V221H252ZM12 223V222H11ZM16 223V222H15ZM57 223L58 225H56ZM224 223V222H223ZM6 224V223H5ZM9 225L7 223L6 225L3 224V226L0 227V236H4L7 233L11 235V232H8L5 226ZM236 225V224H235ZM241 225V224H240ZM247 225V224H246ZM222 226V225H221ZM224 226V225H223ZM244 226V225H243ZM264 227V226H263ZM262 227V228H263ZM238 228V227H237ZM253 228L251 226L249 234L252 235ZM14 229V228H13ZM12 229V230H13ZM249 229V227H248ZM256 229V228H255ZM45 230V229H44ZM240 230V229H239ZM257 230V229H256ZM253 231V232H252ZM159 232V233H158ZM248 232V230H247ZM252 232V233H251ZM258 232V230L256 231ZM262 233V231H260ZM264 232V231H263ZM44 233V232H42ZM242 233V232H239ZM245 233V232H244ZM259 233V234H261ZM264 234V233H262ZM261 234V235H262ZM42 235V234H41ZM221 235V234H220ZM242 235V234H241ZM246 235V234H245ZM255 235V234H254ZM13 235L9 236L12 237ZM51 236V235H50ZM244 236V235H243ZM258 236V233H257ZM8 237V238H9ZM222 237V236H220ZM248 237V236H247ZM264 237V236H263ZM6 238V237H3ZM42 238V237H41ZM241 238V237H240ZM244 238V237H243ZM251 238V237H250ZM7 239V238H6ZM48 239V238H47ZM105 239V243H103ZM254 239V238H253ZM258 242L262 251V254H264V238L258 236ZM23 240V241H24ZM55 240V238H54ZM147 240V241H146ZM224 240V239H223ZM233 240V239H232ZM235 240V239H234ZM256 240V239H255ZM231 241V240H230ZM243 241V240H242ZM246 240H244L245 242ZM249 241V239H248ZM252 242L254 240H251ZM6 242V241H5ZM25 241L24 243H26ZM60 242V241H58ZM243 242V243H244ZM7 243V242H6ZM5 243V244H6ZM228 245L230 244L227 242ZM232 243V242H231ZM248 243V242H247ZM250 243V242H249ZM248 243V244H249ZM257 243V242H256ZM4 244V243H3ZM29 244V243H28ZM61 244V243H59ZM63 244V243H62ZM252 244V243H250ZM39 245V244H38ZM37 245V246H38ZM128 245V246H129ZM164 245V244H163ZM255 245V244H252ZM251 245V246H252ZM35 246V245H34ZM33 246V247H34ZM56 246V245H55ZM233 246V245H232ZM249 246V245H248ZM256 246V245H255ZM82 247V246H81ZM230 247V246H228ZM257 247V246H256ZM6 248V247H5ZM16 248V247H15ZM258 248V247H257ZM256 248V249H257ZM7 249V248H6ZM34 249V248H33ZM251 249V248H250ZM253 249V247H252ZM251 249V251H252ZM244 250V249H243ZM246 250V249H245ZM16 251V250H15ZM75 251V250H74ZM249 251V250H248ZM250 251V253H251ZM256 251V250H255ZM31 252V251H30ZM235 252V251H234ZM238 252V250H237ZM254 252V249H253ZM7 256L11 255L7 251ZM75 254L77 252H74ZM81 254V253H80ZM95 254V253H94ZM259 254V253H258ZM78 255V254H77ZM74 255V256H77ZM166 255V254H165ZM167 255V257H168ZM240 255V254H239ZM246 255V254H245ZM256 255V254H255ZM3 256V255H2ZM1 256V257H2ZM112 256L116 261L115 263H110L109 257ZM163 256V255H162ZM6 257V256H5ZM4 257V258H5ZM12 257V256H11ZM255 257V256H254ZM73 258V256H72ZM250 258V257H249ZM261 259V257H259ZM3 259V257H2ZM8 259V258H7ZM11 259V258H10ZM245 259V258H244ZM4 260V259H3ZM72 260V259H71ZM98 260V261H97ZM196 260V259H195ZM7 261V260H6ZM241 261V260H240ZM256 261V260H255ZM9 262V261H8ZM259 262V260H258ZM261 262V261H260ZM2 263V262H0ZM6 263V262H5ZM192 263V262H191ZM197 263V262H196ZM3 264V263H2ZM258 264V263H255Z\"/></svg>",
  "mask_w": 264,
  "mask_h": 264
},
{
  "label": "built area",
  "instance_id": "3",
  "mask_svg": "<svg viewBox=\"0 0 264 264\" xmlns=\"http://www.w3.org/2000/svg\"><path fill=\"white\" fill-rule=\"evenodd\" d=\"M92 264H95L94 261H92Z\"/></svg>",
  "mask_w": 264,
  "mask_h": 264
}]
</instances>
